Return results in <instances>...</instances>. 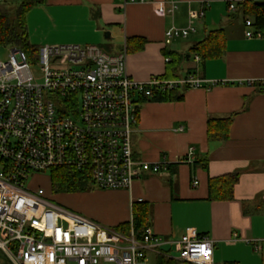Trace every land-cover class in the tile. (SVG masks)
I'll return each mask as SVG.
<instances>
[{"label":"crops","instance_id":"crops-1","mask_svg":"<svg viewBox=\"0 0 264 264\" xmlns=\"http://www.w3.org/2000/svg\"><path fill=\"white\" fill-rule=\"evenodd\" d=\"M146 1L125 5L124 0H46L43 4L52 10V18L66 24L59 30L64 34L50 45L98 46L110 40L119 53L126 50L129 38H140L147 42L144 48L127 54L132 79L145 82L165 76L170 67L165 59L174 52L184 57L177 76L194 72L221 83L211 89L180 91L174 101L140 104L134 155L151 164L167 163V168L145 173L131 190L92 191L87 198L88 218L115 229L132 224L134 206L145 204L149 227L162 239L180 240L194 228L200 238L214 242V264H264V38L245 36V18L237 9L239 3L264 0H179L174 16L157 12L161 2L170 6L168 0ZM230 4L236 11L230 12ZM191 22L196 30L188 38L165 43L167 30L186 28ZM219 29L227 37L224 55L197 64L191 48ZM217 119L231 120L229 134L224 140L210 141L208 122ZM191 150L192 161L184 162ZM230 174L239 175L234 198L211 201L210 179ZM163 251L173 255L175 248L168 244ZM158 256L165 255L149 254L142 264L152 259L156 264Z\"/></svg>","mask_w":264,"mask_h":264},{"label":"built area","instance_id":"built-area-1","mask_svg":"<svg viewBox=\"0 0 264 264\" xmlns=\"http://www.w3.org/2000/svg\"><path fill=\"white\" fill-rule=\"evenodd\" d=\"M20 1L0 0V6L13 8ZM146 2L124 0L125 5ZM168 3L157 4L159 15L177 12L180 1ZM229 10L236 6L230 4ZM245 28L248 39L264 38L251 18L245 19ZM195 30L192 22L186 28L173 26L165 43L186 39ZM0 46L11 48L0 60V251L9 264H142L149 254L174 258L163 251L168 244L180 262L214 264V242L200 238L194 228L172 242L150 227L140 236L133 227L120 232L59 205L27 183L38 174L67 168L102 190H131L142 175L168 165L134 155L139 99L221 83L194 72L139 82L128 74L126 51L110 54L96 45H46L36 54ZM194 61L200 64L201 58L194 55ZM192 156L191 150L184 162Z\"/></svg>","mask_w":264,"mask_h":264},{"label":"trees","instance_id":"trees-1","mask_svg":"<svg viewBox=\"0 0 264 264\" xmlns=\"http://www.w3.org/2000/svg\"><path fill=\"white\" fill-rule=\"evenodd\" d=\"M46 0H21L13 7L14 11L5 6H0V43L3 45H15L26 52L36 54L38 47L32 46L28 40L26 18L28 13L36 6L42 5ZM237 9L243 14L245 19L251 18L256 28L264 32V5H256L254 1H245L237 5ZM146 41L140 38H129L126 44V53L141 51L146 45ZM227 37L223 29L210 31L204 40L194 45L191 55H198L201 63H206L211 59L221 58L226 49ZM166 58L171 62L165 77H177V71L184 57L177 53L170 52ZM180 91L155 94L150 99L140 98L139 103L168 102L178 99ZM231 127V120H209L208 138L210 141H220L228 137ZM51 188L54 193H70L84 190L89 182L88 177L72 169L58 168L51 171ZM239 182L238 174L224 175L212 178L209 181V199L211 201H230L234 198V189ZM51 199V198H50ZM53 200V199H51ZM133 227L137 236L149 227V208L145 204H136L133 209V222L121 224L115 229L129 233ZM156 264H178L173 259L166 256H158ZM226 264H238L237 262H227Z\"/></svg>","mask_w":264,"mask_h":264},{"label":"rangeland","instance_id":"rangeland-1","mask_svg":"<svg viewBox=\"0 0 264 264\" xmlns=\"http://www.w3.org/2000/svg\"><path fill=\"white\" fill-rule=\"evenodd\" d=\"M10 10L14 11L15 9L10 8ZM51 11L52 10L49 8V6L43 7L42 4L36 6L28 13L26 18V25L28 40L32 46L42 47L46 46L47 44H53L49 41L64 34V32H59V30H63L66 24L62 23L60 20L57 21L54 17L52 18L50 16ZM241 19L242 18H240V20ZM98 47L110 54L117 53V51L119 50V48L117 46H114V44H112L110 40H105V43L103 45H98ZM10 49L11 48L9 46H0V60L7 59ZM33 71L38 74L39 67H33ZM37 80L39 82L42 81L40 77H37ZM50 176V171H47L44 174H38L34 178H31L28 181L27 185L31 190H37L38 188H41L42 190H44L46 197H49L59 205L66 207L67 209L88 218V196L91 195L92 191L104 190L100 189L95 184L88 182L84 190L82 191L70 193H54L51 188ZM173 257H176L175 253L173 254ZM0 264H9V260L1 251ZM147 264H155V260L152 259Z\"/></svg>","mask_w":264,"mask_h":264},{"label":"water","instance_id":"water-1","mask_svg":"<svg viewBox=\"0 0 264 264\" xmlns=\"http://www.w3.org/2000/svg\"><path fill=\"white\" fill-rule=\"evenodd\" d=\"M256 5H264V2H256ZM188 58H189V56H188Z\"/></svg>","mask_w":264,"mask_h":264}]
</instances>
